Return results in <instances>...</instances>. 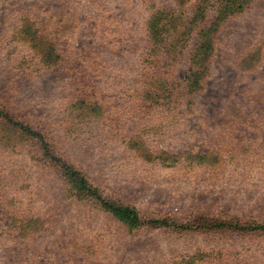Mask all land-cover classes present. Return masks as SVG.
<instances>
[{
    "label": "rangeland",
    "instance_id": "obj_1",
    "mask_svg": "<svg viewBox=\"0 0 264 264\" xmlns=\"http://www.w3.org/2000/svg\"><path fill=\"white\" fill-rule=\"evenodd\" d=\"M196 2L0 0V105L50 150L0 122V264H174L198 252L204 264H264L263 231L211 227L264 223V0L213 31L197 93L186 87L196 34L155 60L148 32L154 11ZM29 18L57 65L26 38ZM50 154L145 222L130 230L71 195ZM31 219L41 223L22 225Z\"/></svg>",
    "mask_w": 264,
    "mask_h": 264
},
{
    "label": "trees",
    "instance_id": "obj_2",
    "mask_svg": "<svg viewBox=\"0 0 264 264\" xmlns=\"http://www.w3.org/2000/svg\"><path fill=\"white\" fill-rule=\"evenodd\" d=\"M251 0H197V2L190 6L188 10L181 9H158L154 11L148 21V32L150 38V54L155 52L159 55L155 60L159 58H169L174 53L176 48L183 49L185 47L184 42H188L193 33L197 36V44L192 54V68L187 76L186 87L188 90L196 92L200 88H204V84H201L204 76H201V67H211L208 64L211 54L214 50V43L212 33L217 30L219 25L224 21L231 13L237 10H241ZM213 9L215 12L212 18L209 17V11ZM34 19L29 18L26 22H23L22 31L26 33V38L30 40L32 47L37 48L41 54V61L45 65H57L59 63V56L56 52L55 45L48 43L45 48L41 42L44 37H40L34 28ZM210 23V24H209ZM51 41V40H50ZM39 53V52H38ZM156 64V63H155ZM153 64V65H155ZM0 122L8 127L9 131L17 137H25L28 140H32L33 144L37 145L39 151L43 156H48L50 153L49 145L45 135L36 130L34 127L24 121L15 119L0 105ZM207 154H202L200 157H204ZM46 158V157H45ZM47 159L58 168H61V172L64 180L70 184L71 195L76 196L78 199H91L94 204L99 206L103 211L110 214L113 218H116L121 223L125 224L130 230L142 226L145 222L139 211L132 205H128L121 202H113L105 199L99 189L94 186L88 178L82 174L79 170L74 169L71 164L61 163L58 158L53 156L52 161L51 154ZM169 159H172L169 157ZM173 158V161H176ZM40 219H31L29 222H22L23 226L38 225ZM236 222L229 220L225 222L215 221L211 227L214 228H228V227H245L250 230H261L264 232V223L249 222L245 219H235ZM151 222L162 223L158 219H153ZM173 225L174 227L192 228L195 223L190 221L186 224H163ZM205 259L202 252L195 253L194 255H183L180 260L174 264H204L202 260ZM200 260L202 263H200Z\"/></svg>",
    "mask_w": 264,
    "mask_h": 264
}]
</instances>
